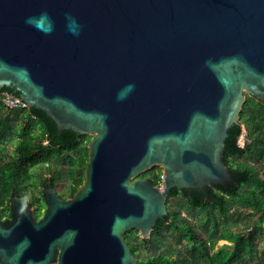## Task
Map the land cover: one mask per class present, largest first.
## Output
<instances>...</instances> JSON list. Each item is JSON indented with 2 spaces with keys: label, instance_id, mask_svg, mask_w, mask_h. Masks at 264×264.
Returning a JSON list of instances; mask_svg holds the SVG:
<instances>
[{
  "label": "water",
  "instance_id": "1",
  "mask_svg": "<svg viewBox=\"0 0 264 264\" xmlns=\"http://www.w3.org/2000/svg\"><path fill=\"white\" fill-rule=\"evenodd\" d=\"M4 87L91 139L72 200L49 190L42 220L0 226V264H53L58 241L59 264H143L126 231L148 238L172 188L232 178L227 130L264 94V0H0ZM154 166L160 185L139 178Z\"/></svg>",
  "mask_w": 264,
  "mask_h": 264
},
{
  "label": "trees",
  "instance_id": "2",
  "mask_svg": "<svg viewBox=\"0 0 264 264\" xmlns=\"http://www.w3.org/2000/svg\"><path fill=\"white\" fill-rule=\"evenodd\" d=\"M3 92L19 96L18 92L14 93L9 88L0 89V94ZM3 109L12 110L0 101V111ZM20 110L35 121L36 128L23 127L21 131H16L8 119L0 120V125L3 126L0 128V142L3 143L0 147V154L7 141V134H10V138H13V134L17 136L14 155L0 163L25 166L22 169L9 168L11 173L18 174L21 179L27 178L32 172L30 165L50 163L52 158L61 157L63 153H66L63 158L71 165L72 170L77 166L82 169L85 167L88 161L87 142L91 136L78 135L69 129H64L59 133L55 123L46 116L44 111L36 108L28 109L25 106H20ZM234 128L235 125H232L227 130L233 139L240 132L239 129ZM45 139L53 140V144L57 147L42 144ZM240 149L235 145L232 152ZM162 173L163 169L160 166H154L141 173L139 178H147L154 185H160ZM81 174L77 176L74 173L72 175L74 178L72 190L77 189L81 184L83 179ZM250 175L251 173L242 176V179H239V186L231 191L220 187L222 192L219 194L217 203L219 207L218 220L212 221L211 214H209V219L201 224L202 233L199 236L193 229H189L185 225L180 215L181 204L175 202L169 205V198H180L179 189L172 188L166 200L167 214L156 222L147 239L139 238L137 229L128 230L123 234L135 259L143 264H229L235 256L238 259L243 258L244 254L251 256L254 252V239L257 230L255 227L245 233L248 223L244 222L245 218L236 206L238 202L245 208L248 206L250 211L247 212V216L252 217L256 226L264 221V184L257 176L250 177ZM12 179H15L13 175H11ZM193 204L197 205L198 203L193 202ZM232 206H235L234 211H230ZM239 221L243 222V228L241 231L233 230ZM186 237H188L187 243L184 242ZM220 240L228 241L233 245L234 250L230 257H224L221 254V248L216 247ZM146 242L154 246V249L148 253L142 248ZM215 247L216 251H213Z\"/></svg>",
  "mask_w": 264,
  "mask_h": 264
},
{
  "label": "flooded vegetation",
  "instance_id": "3",
  "mask_svg": "<svg viewBox=\"0 0 264 264\" xmlns=\"http://www.w3.org/2000/svg\"><path fill=\"white\" fill-rule=\"evenodd\" d=\"M234 125V129H239L240 132L235 139L231 137V134L227 135L225 139H228V141H225L222 155V160L232 176L227 187L219 184H209L199 188L179 189L182 200L180 215L185 225L189 229H193L198 236L202 233L201 224L209 219V214H211L210 219L212 221L216 222L218 220L219 207L217 203L219 194L222 192L220 187L231 191L239 186V179H242V176L248 173H251L250 177L257 176L264 184V94L257 97L249 93H244V101L239 112L238 123ZM42 144L46 146L51 145L54 148L57 147L53 144V140L45 139ZM235 145L241 149L232 152ZM54 159L52 158V161ZM7 160L0 154V161ZM63 161L66 162L64 158ZM51 162L30 165L32 169L31 174L27 178L22 179L18 174L11 173L9 168L22 169L25 166L0 163L1 227H8L14 222L16 218V207L22 208L25 214H28L33 221L39 222L42 220L48 210L47 192L49 190L61 200L69 201L73 199L75 192L84 182L85 167L81 174L83 178L81 184L77 189L72 190L74 186V178L72 175L75 173V169L72 170L71 165L68 164L66 165L67 170H60L57 165H53ZM43 166L48 168L46 170L47 173H40ZM11 175L15 179L11 180ZM193 202L198 204H193ZM236 206L239 208L243 217H246L247 213L245 211L248 206L246 205L247 207L245 208L240 202ZM234 209L235 206H232L230 211H234ZM63 234L64 231L60 235L57 232V241ZM184 242H188V237L184 239ZM62 250L63 247L58 241L55 244L53 264L60 263ZM186 256L189 255L186 254ZM3 264L5 263L3 262Z\"/></svg>",
  "mask_w": 264,
  "mask_h": 264
},
{
  "label": "rangeland",
  "instance_id": "4",
  "mask_svg": "<svg viewBox=\"0 0 264 264\" xmlns=\"http://www.w3.org/2000/svg\"><path fill=\"white\" fill-rule=\"evenodd\" d=\"M19 110H17V109ZM0 120L1 119H8L16 128V131H21V129L23 127H27V128H36V123L32 118H29L28 116H26V114L20 110V107H15L12 108V110L9 109H3L0 111ZM3 126L0 125V128H2ZM13 138H10V134H7V141L4 144V147L2 149L1 154L4 156L5 159H10L12 155H14V149H15V140H16V135L13 134L12 135ZM91 139V138H90ZM90 141V140H89ZM88 141V142H89ZM87 142V144H88ZM3 143L0 142V147L2 146ZM63 153V152H62ZM66 153H63V155H65ZM63 155L61 157H56L54 159V161L51 162V164L53 165H57L58 168L60 170H67V166L68 163L63 161ZM39 169V168H37ZM48 168L43 166L42 170L40 173H47ZM82 168L80 166H77V168L75 169V175H80L82 173ZM177 199H174V197L171 200L170 205H172L175 202H178V204H182V200L178 197H176ZM176 206V205H175ZM177 207V206H176ZM228 210V209H227ZM250 211V208H247V210L245 211L246 213ZM245 219L244 222L248 223V226L246 227V231L245 233H248V231L251 228H255L256 227V234H255V239H254V252L251 256H248L247 254H244L243 258L238 259L236 256L234 259H232L229 264H264V221L259 225L256 226V222H254V220H252V217H248L246 214V217H244ZM242 221H239V223H237L233 230L235 231H241L242 227ZM139 235V233H138ZM139 238L140 235H139ZM142 239V238H141ZM147 239V238H146ZM218 249L221 248V254L224 257H230L231 254L233 253V245L225 240H220L217 244ZM216 247L214 248L213 251H216ZM143 250L146 251L147 253L152 251L154 249V246L148 242L143 244ZM234 257V256H233Z\"/></svg>",
  "mask_w": 264,
  "mask_h": 264
},
{
  "label": "built area",
  "instance_id": "5",
  "mask_svg": "<svg viewBox=\"0 0 264 264\" xmlns=\"http://www.w3.org/2000/svg\"><path fill=\"white\" fill-rule=\"evenodd\" d=\"M0 101L9 108H15L24 106V104L17 98L9 95L8 93H1L0 94Z\"/></svg>",
  "mask_w": 264,
  "mask_h": 264
},
{
  "label": "clouds",
  "instance_id": "6",
  "mask_svg": "<svg viewBox=\"0 0 264 264\" xmlns=\"http://www.w3.org/2000/svg\"><path fill=\"white\" fill-rule=\"evenodd\" d=\"M127 87H128V89H131L133 87V85H128Z\"/></svg>",
  "mask_w": 264,
  "mask_h": 264
}]
</instances>
